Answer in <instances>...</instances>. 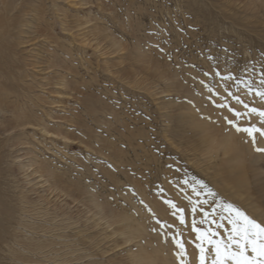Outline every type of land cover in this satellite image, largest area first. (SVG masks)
Segmentation results:
<instances>
[{
	"label": "rangeland",
	"instance_id": "rangeland-1",
	"mask_svg": "<svg viewBox=\"0 0 264 264\" xmlns=\"http://www.w3.org/2000/svg\"><path fill=\"white\" fill-rule=\"evenodd\" d=\"M46 7L48 22L60 24L66 14L70 31L55 25L43 33L42 26L19 47L21 84L35 119L14 131L11 166L0 163L5 207L14 212V227L22 221L8 235L11 240L17 233L20 242L11 252L4 248L0 264H133L129 255L142 248L148 259L156 258L153 264H165L166 256L172 264H193L196 256L200 264L204 248L205 264H212L215 244L228 245L233 233L236 217L228 204L264 226V194L256 185L250 196H239L217 179L235 153L225 155L223 146L208 153L203 134L174 123L167 132L164 119L194 114L219 140L234 133L252 156L264 154L255 151L264 148L257 140L254 145L228 123L235 120L228 108L246 111L229 92L264 111V99L256 94L264 92V0H46ZM101 34L116 46L99 43ZM236 123L264 127L258 116ZM136 153L143 157L142 171L112 164L118 155L132 163ZM42 159L72 178L56 175L45 183L33 164ZM247 164L252 180L255 168L264 172V159L253 169ZM96 192L107 215L103 224L114 223L109 229L95 226ZM46 228L49 234L41 232ZM127 228L136 235L132 242L124 244L128 235L112 236L114 229ZM29 233L35 241L25 247ZM41 242L52 257L58 255L56 262L35 254L34 244ZM247 255H253L250 249Z\"/></svg>",
	"mask_w": 264,
	"mask_h": 264
},
{
	"label": "bare ground",
	"instance_id": "bare-ground-1",
	"mask_svg": "<svg viewBox=\"0 0 264 264\" xmlns=\"http://www.w3.org/2000/svg\"><path fill=\"white\" fill-rule=\"evenodd\" d=\"M44 6H46V0H0V163H4L9 167L11 166V162L10 161L8 162V159L9 157L10 158L13 157L12 155L17 145L15 142L18 143V141L14 140L16 134V132L14 133V131L18 130L22 126L31 124L32 119H35L34 111H32V109H30L27 106L28 98L26 97V93L24 91L25 89L22 88L24 86L21 84L23 82L24 75L22 70L21 59L19 58V47L21 44L28 43L31 40H33V39L31 40L29 39L30 36L32 37V35L36 33V30H38V28L42 26H43V30H42L43 33H45L47 29L50 30L53 29L55 25L56 26L58 25L60 31L64 33L70 31L66 25V19H65V17H67L66 14L65 17L63 16V18L59 19L60 24L55 22L54 25L52 23H49L47 18L45 17V14L47 13L48 10L47 7L43 8ZM79 26L80 25H78L77 27ZM23 35L26 36L29 35L27 39L24 37V39L27 40L26 42H24V39L22 38ZM103 41H106L105 46L109 48H113L117 44L115 41L113 40L111 41L108 35L101 34L99 36V43H102ZM190 110L191 112H193V109L190 108ZM73 118L75 119V123H77V126H81L79 120H77L74 116ZM164 119L168 123V129H166L167 132L169 131V128L172 126V123H174V127H176L177 129L182 128L187 132L189 128L194 133H198V134L200 133V136L203 134L201 136L202 137L201 143L203 142L206 143L208 147V153H212L216 151L217 147L219 146H223L225 148L224 149L225 155L231 152L235 153L232 159L228 161L230 166L226 169L223 167L222 170L216 174L217 179L221 181V185H223L226 188H230V190H234L239 196L245 195L246 197L251 195L250 189L252 188L255 189L254 185H256L257 189L255 190H258L257 192L262 195L264 194V177L262 176V174L264 175V172H261L262 169L260 167H258L257 169L255 168L254 169L255 175H253V180H252L248 174L249 164H247L248 161V163L250 162L251 168L255 167V165L257 164V159H264V154H259L258 156H252V150L250 149V147H248L249 149H246L245 145H243L242 143H236L234 141V133H231L229 136H227L228 139L225 141L224 138L222 140H219V138L216 136L214 131H211L209 125H207V123H203L202 121L198 120L194 114L187 113L185 115L183 114L175 118L172 115H166L164 116ZM82 125L83 127L81 128V131L83 132L84 135L90 137L91 131L88 130V128L84 124ZM194 136H196V134H194ZM257 142L264 147V142L262 143L259 138L257 139ZM252 157L254 159H252ZM136 158L138 160H135L134 162L130 163V161H128V159H126L124 156L118 155L116 157H113L112 164L116 166V168L120 171H124L129 164H131L130 167L132 168V170L140 168V170L142 171V168L145 166V164L142 163L143 157H141L139 153H136ZM33 164H38V168L36 169L35 173L39 171V173L42 174L40 177L42 178L46 177L44 181L45 183L54 180L56 178L55 177L56 175L65 176L66 179L72 178L71 177L72 172H70L71 175L66 174L62 171L58 173V171L55 168H53L51 163L46 160L42 159L39 162ZM143 173L144 172H142V174ZM134 174L136 175V173ZM31 183H32L31 181L27 182V184L29 185ZM251 184H253V186L249 187V185ZM81 187L82 186H80L79 189ZM98 197H99L98 192H96L91 197V202L94 203V207L99 211L98 213L95 214V216H98L97 219L95 220L96 222L95 226L98 227V226L106 225V229H109L113 226L114 223L108 221L107 223L103 224V221L107 220L106 217L107 215L106 212H104V208L102 207L103 203H101L98 200ZM5 203H6V199L2 194V192L0 191V242L2 243V245H0V253L6 251L4 248H7L10 251L12 246L16 244L17 241L20 240V235L17 236L16 235L17 233H15V235L12 237L11 240H9V238L11 237L8 238V235H10L11 228H14L13 231L20 230L21 228L20 229L18 228L22 224L21 220L17 221L16 219L17 222L15 223V227L13 226L12 221L15 218L14 212L13 211L9 212L8 208L5 207ZM55 220L57 219L55 218ZM58 221L60 222V220ZM58 221H56V223ZM137 230H143V228ZM38 232L36 233L38 234ZM41 232H43V234L50 233V231H48L47 228L41 229ZM60 234H62V232ZM113 235H120V236L128 235V238H125L124 244L132 242L133 239L136 237L135 233H133V231L129 228L125 230L114 229L112 232V236ZM47 236L48 235H46V237ZM53 236H56V238L59 237V235L57 234L56 235L53 234L52 237ZM61 237H63V235ZM34 239L35 237H33L32 235L30 237H25V239H23L24 240L23 245L25 244L24 245L25 247L26 246L29 247L33 243L32 241H35ZM45 244L46 243L43 242L39 244L35 243L34 245L36 246V248H34L33 251L34 250L37 251V252L34 251L35 254L38 253V255L40 254L41 257L44 258L46 257V259H51V260L54 259V261L56 262L55 257L57 258L58 255L55 254L56 256L52 257V252L50 250H46L47 248H49V246H46ZM117 247H119V245ZM148 254L149 253L146 252L144 248H142L139 249L138 252L130 254L129 257L133 262V264H153L156 258L151 256L148 259L147 258ZM41 257L40 258L38 257L39 261L40 259H42ZM165 259L167 260L165 264H172L171 261H168L169 260L168 256H166ZM57 260L59 262V259ZM160 260L158 261L160 262V264H162L163 260L161 261ZM192 260H193V264H195L197 262L196 256H193ZM49 261H46V263H48Z\"/></svg>",
	"mask_w": 264,
	"mask_h": 264
},
{
	"label": "snow or ice",
	"instance_id": "snow-or-ice-1",
	"mask_svg": "<svg viewBox=\"0 0 264 264\" xmlns=\"http://www.w3.org/2000/svg\"><path fill=\"white\" fill-rule=\"evenodd\" d=\"M222 79L229 80L233 78L224 76ZM256 94L261 97V99H264V92L258 91ZM228 95L231 96L237 104H243V108L246 109V111L241 112L234 108H228L226 104H219L217 106L228 108V111L233 113L235 120H229L228 123L232 125L237 132L246 133L255 145L257 140L256 134H259L260 137H264V127H257L255 125L242 127L238 125L236 121L250 116H258L260 118V123L264 125V111L258 110L257 108H250L247 103L241 101L239 96L233 93L229 92ZM255 151L257 153H264V148L256 147ZM198 195L199 193H197V196ZM173 207H175V205H173ZM226 210L236 217V219L232 221L233 233L229 236L228 245H222L220 242L215 244L212 264H226V261H232L233 264H264V226L249 218L243 211L233 207L231 204L226 206ZM192 211H196L195 206ZM205 215L207 216V213H205ZM180 222H184L183 217H181ZM203 222L202 220L201 223ZM193 231H198L195 226L193 227ZM211 235L214 236L215 233H211ZM197 239H202V236H198ZM209 243H212V241H209ZM176 244L183 252V244L179 241H177ZM233 245L236 248L235 251L231 250ZM249 249L253 253L252 256L247 255ZM200 252V264H205V249L201 248Z\"/></svg>",
	"mask_w": 264,
	"mask_h": 264
}]
</instances>
